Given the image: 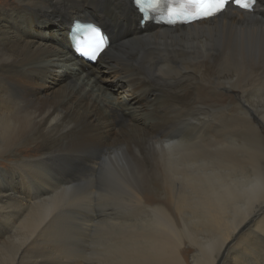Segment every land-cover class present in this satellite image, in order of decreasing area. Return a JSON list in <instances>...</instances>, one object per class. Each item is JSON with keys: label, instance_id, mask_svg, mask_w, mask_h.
Segmentation results:
<instances>
[{"label": "bare ground", "instance_id": "1", "mask_svg": "<svg viewBox=\"0 0 264 264\" xmlns=\"http://www.w3.org/2000/svg\"><path fill=\"white\" fill-rule=\"evenodd\" d=\"M141 19L133 0H0V264H92L94 229L102 264H264V0ZM75 21L109 34L96 63Z\"/></svg>", "mask_w": 264, "mask_h": 264}, {"label": "snow or ice", "instance_id": "2", "mask_svg": "<svg viewBox=\"0 0 264 264\" xmlns=\"http://www.w3.org/2000/svg\"><path fill=\"white\" fill-rule=\"evenodd\" d=\"M241 8H249L250 3L247 0H232ZM137 4L145 7L152 6V0H136ZM229 0H188L187 3H182L179 7L183 11H176L175 8L170 10V14L174 17L180 16H195L198 18H206L214 16L221 12L227 5ZM106 44V39L101 30L95 26H90L85 34V38L81 41L79 51L86 55H91L95 59L96 54L103 50Z\"/></svg>", "mask_w": 264, "mask_h": 264}, {"label": "rangeland", "instance_id": "3", "mask_svg": "<svg viewBox=\"0 0 264 264\" xmlns=\"http://www.w3.org/2000/svg\"><path fill=\"white\" fill-rule=\"evenodd\" d=\"M10 2H12V0H10ZM103 15V14H102ZM102 15H101V18H102ZM100 18V19H101ZM94 20H96V19H94ZM66 21H68V18H66V19H64V20H62V23H63V25L64 24H66L65 22ZM82 21V20H81ZM141 23V22H140ZM67 25V24H66ZM98 25V24H97ZM66 27V26H65ZM130 28H132V26H130ZM67 29V28H66ZM137 29H139L138 27H137V23H135L134 25H133V28H132V30H133V32H137L136 30ZM44 31L46 30V29H43ZM20 32V31H19ZM28 33V36H27V34H26V36H27V38L26 39H31V38H35L36 40H40V42H43V43H45V42H55V40L53 39V37H46V36H41L39 33H37V32H35L33 29L31 30L30 29V31L29 30H23L22 32H20V36H22V38H24L23 37V35H24V33ZM30 35V36H29ZM66 36L68 37V34H66ZM131 35H129L128 37H130ZM116 45V44H115ZM112 51H113V48H112ZM108 53V52H107ZM98 61V60H97ZM97 61H95V62H91V63H96ZM87 62H89V61H87ZM65 76L64 77H62V78H59L57 81L56 80H52V81H50V82H48V87H46V89H44V92H54L57 88H58V86H60L59 84H61V83H63L64 81H65ZM100 78V77H99ZM56 82V83H55ZM101 84H105L104 82H102L101 81ZM225 93L227 94L228 93V91L227 90H225ZM232 93V94H231ZM113 94L114 95H120L121 94V91H118V89L116 90V91H114L113 92ZM229 95H234L235 96V94H233V92H232V90L228 93ZM235 98H236V96H235ZM237 99V98H236ZM238 102H239V100H237ZM264 134V133H263ZM0 167H2V165H0ZM16 179H17V177H16ZM18 180V179H17ZM20 183H21V181L20 180H18ZM21 191H22V188H21ZM73 205H75V209H76V211L74 212V215H76L78 212H79V210H84L85 209V204H82V203H76V204H73ZM98 216V215H97ZM23 233V232H22ZM90 239H91V242L87 245V250H86V255H87V257H88V254L90 253V257H94V260H92V264H102V261H103V257H102V251H101V245H100V243L98 242V243H93V241L96 239V240H98V238H99V236H98V234L97 233H95V229L92 231V233H91V236L89 237ZM233 242H235L236 241V238L234 237L233 239ZM92 252H94L95 254H92L91 255V253Z\"/></svg>", "mask_w": 264, "mask_h": 264}, {"label": "water", "instance_id": "4", "mask_svg": "<svg viewBox=\"0 0 264 264\" xmlns=\"http://www.w3.org/2000/svg\"><path fill=\"white\" fill-rule=\"evenodd\" d=\"M77 26V23H73V25H72V27H71V30H70V33H73V29H74V27H76Z\"/></svg>", "mask_w": 264, "mask_h": 264}]
</instances>
